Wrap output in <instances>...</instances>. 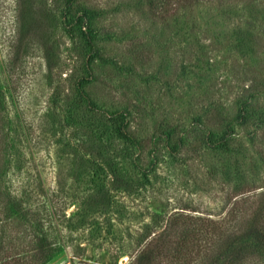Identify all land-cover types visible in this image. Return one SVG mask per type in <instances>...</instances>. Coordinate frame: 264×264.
Here are the masks:
<instances>
[{"label":"rangeland","instance_id":"1","mask_svg":"<svg viewBox=\"0 0 264 264\" xmlns=\"http://www.w3.org/2000/svg\"><path fill=\"white\" fill-rule=\"evenodd\" d=\"M30 1L0 0V260L129 264L179 216L215 241L161 264H221L264 225V0H182L164 20L76 0L89 62L62 2Z\"/></svg>","mask_w":264,"mask_h":264},{"label":"trees","instance_id":"2","mask_svg":"<svg viewBox=\"0 0 264 264\" xmlns=\"http://www.w3.org/2000/svg\"><path fill=\"white\" fill-rule=\"evenodd\" d=\"M63 4L62 8L60 9L63 18V24L69 32H76L81 31L84 35L85 32L90 31V19H91V12L85 6H81L77 4L76 0H60ZM146 7L151 12V16L154 19H163L166 18L168 15H171V8L173 4L179 5L182 0H144ZM46 3V4H45ZM19 13L21 15L22 10H26L29 12V8L31 9V1L30 0H17ZM39 7L40 5H46V0H39L38 2ZM56 4V2H55ZM28 6V7H26ZM48 8V7H47ZM54 9L46 11L50 16L53 15ZM175 9H173L174 11ZM43 11L44 9H39L37 13ZM46 13V14H47ZM45 15V13H44ZM46 16V15H45ZM85 43L88 48H90L88 53V58L86 62H89L91 57L95 55L94 44L90 42V36L84 35ZM3 91L0 89V111L5 108L4 102L2 99ZM263 212H264V206ZM15 207L13 205L9 206V210L13 211ZM262 215L259 213L256 217H254L251 221H249L248 225H246L245 229L235 237L230 244L233 246L229 249L226 256L223 258V262L221 264H241V262H245L250 258H263L264 259V225L261 221H258V218ZM179 216L173 218V223H169V226L161 230L159 233L155 234L153 237L150 238L148 241L145 242L143 248L136 254L133 260L129 264H144L146 261L149 264H161L162 261H170L172 263L180 261V256L182 255V251L188 249L190 247L189 241L190 238L193 237L196 242L203 243V241L212 240V237L215 236L214 231L216 230L210 229L212 224L215 226V222H209L206 224V231H197L196 229L193 230L195 224L191 222H187L185 219L181 220L182 223H176L178 221ZM263 219V218H262ZM188 225V227H183ZM192 225V226H190ZM173 226L181 227L179 231L175 230ZM212 230V231H211ZM149 235L148 237H150ZM199 237V239H197ZM202 246H197L200 248ZM203 248V247H202ZM38 255H34V258ZM18 257V255H17ZM17 258L11 257L9 260L1 261L0 264H24L19 258V260H15ZM218 259V258H217ZM42 261V262H41ZM47 259L37 258L35 264H44ZM184 264H192L191 262L184 263Z\"/></svg>","mask_w":264,"mask_h":264}]
</instances>
